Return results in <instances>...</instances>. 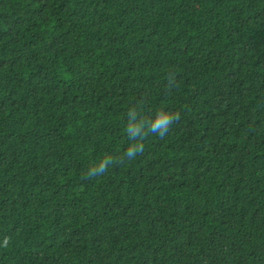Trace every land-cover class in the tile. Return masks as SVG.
Masks as SVG:
<instances>
[{
  "label": "trees",
  "instance_id": "trees-1",
  "mask_svg": "<svg viewBox=\"0 0 264 264\" xmlns=\"http://www.w3.org/2000/svg\"><path fill=\"white\" fill-rule=\"evenodd\" d=\"M0 264H264V0H0Z\"/></svg>",
  "mask_w": 264,
  "mask_h": 264
},
{
  "label": "clouds",
  "instance_id": "clouds-1",
  "mask_svg": "<svg viewBox=\"0 0 264 264\" xmlns=\"http://www.w3.org/2000/svg\"><path fill=\"white\" fill-rule=\"evenodd\" d=\"M137 111L135 109L129 111V123L126 131L129 134V139L134 141L124 153L128 159H134L138 153H143L145 149L144 141L151 134L159 135L161 138L167 135L171 125L179 119L180 113L175 112H158L152 120H147L143 117L137 119ZM113 162L110 156L104 157L98 164L94 165L87 173L89 178L97 177L105 173L109 164Z\"/></svg>",
  "mask_w": 264,
  "mask_h": 264
}]
</instances>
